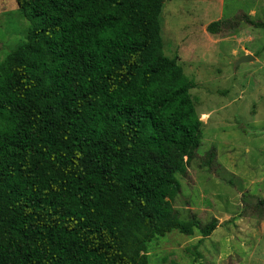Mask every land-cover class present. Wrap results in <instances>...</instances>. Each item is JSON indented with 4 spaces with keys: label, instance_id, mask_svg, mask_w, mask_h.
Returning <instances> with one entry per match:
<instances>
[{
    "label": "trees",
    "instance_id": "1",
    "mask_svg": "<svg viewBox=\"0 0 264 264\" xmlns=\"http://www.w3.org/2000/svg\"><path fill=\"white\" fill-rule=\"evenodd\" d=\"M167 1L16 0L30 29L0 63V264H149L157 237L219 225L172 204L203 124L164 52Z\"/></svg>",
    "mask_w": 264,
    "mask_h": 264
},
{
    "label": "rangeland",
    "instance_id": "2",
    "mask_svg": "<svg viewBox=\"0 0 264 264\" xmlns=\"http://www.w3.org/2000/svg\"><path fill=\"white\" fill-rule=\"evenodd\" d=\"M264 0H168L162 14L166 56L196 82L191 91L203 139L181 193V220L219 225L208 238L177 231L148 246L149 264H264ZM221 21V32L208 26ZM30 24L16 0H0V63L26 41ZM251 55L254 60L237 65ZM215 159L202 168L207 152Z\"/></svg>",
    "mask_w": 264,
    "mask_h": 264
},
{
    "label": "water",
    "instance_id": "3",
    "mask_svg": "<svg viewBox=\"0 0 264 264\" xmlns=\"http://www.w3.org/2000/svg\"><path fill=\"white\" fill-rule=\"evenodd\" d=\"M252 60H254V57H252L251 55H245L243 57H241L238 61H237V65L238 64H242V63H248L251 62Z\"/></svg>",
    "mask_w": 264,
    "mask_h": 264
}]
</instances>
